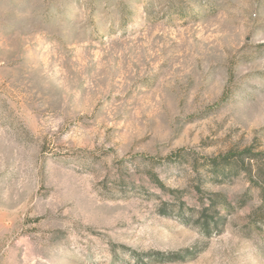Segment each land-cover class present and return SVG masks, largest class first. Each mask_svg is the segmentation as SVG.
<instances>
[{
	"label": "rangeland",
	"instance_id": "374dc122",
	"mask_svg": "<svg viewBox=\"0 0 264 264\" xmlns=\"http://www.w3.org/2000/svg\"><path fill=\"white\" fill-rule=\"evenodd\" d=\"M251 144L264 151V0H0V264H264L248 177H202L234 207L204 238L160 215L177 200L147 173L194 208L191 166L147 157Z\"/></svg>",
	"mask_w": 264,
	"mask_h": 264
},
{
	"label": "trees",
	"instance_id": "16d2710c",
	"mask_svg": "<svg viewBox=\"0 0 264 264\" xmlns=\"http://www.w3.org/2000/svg\"><path fill=\"white\" fill-rule=\"evenodd\" d=\"M189 155L194 157L190 158ZM147 158L146 161L152 167L184 163L191 166L195 180L198 182L195 188L199 196V205L194 208L187 207L180 196L182 193L178 190L168 189L151 169L147 173L151 181L163 191L170 192L177 200L175 205L163 201L159 207L160 215L177 216L184 224L196 225L204 238H211L223 232L228 223L229 214L234 210V207L224 194L206 193L203 190V176L211 182L223 184L244 175L248 177L253 187L260 189L264 197V151L261 149V145L251 144L243 148H231L225 153L214 156H202L181 148L160 160L153 157ZM247 196L242 199L240 206L246 204ZM153 255L156 257V261L166 263L189 260L194 258L196 253L188 249L170 254L157 252ZM149 260H152L151 257Z\"/></svg>",
	"mask_w": 264,
	"mask_h": 264
}]
</instances>
